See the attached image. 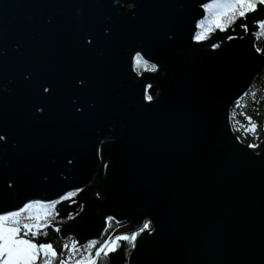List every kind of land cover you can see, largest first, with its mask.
<instances>
[{
    "label": "water",
    "instance_id": "obj_1",
    "mask_svg": "<svg viewBox=\"0 0 264 264\" xmlns=\"http://www.w3.org/2000/svg\"><path fill=\"white\" fill-rule=\"evenodd\" d=\"M199 4L0 0V183L18 181L0 208L78 187L56 206L64 240L99 239L108 216L128 223L108 239L149 219L129 264H264V147L230 125L264 55L248 34L216 51L194 44ZM137 50L159 69L138 75Z\"/></svg>",
    "mask_w": 264,
    "mask_h": 264
},
{
    "label": "snow or ice",
    "instance_id": "obj_2",
    "mask_svg": "<svg viewBox=\"0 0 264 264\" xmlns=\"http://www.w3.org/2000/svg\"><path fill=\"white\" fill-rule=\"evenodd\" d=\"M199 7L203 10L201 18L195 21V31L191 36L192 41L200 44L209 38V34L216 32L225 33L224 39L231 41L238 37L236 29L243 30L244 34L252 36L254 39L264 36V0H200ZM103 31L110 33V29L105 26ZM171 39V37H169ZM94 42L89 34L85 38V44L90 45ZM215 50L220 47L218 43L210 42L208 45ZM252 47L258 54L264 55V48L253 43ZM147 54L142 50H137L131 55L132 67L140 73L142 68L157 71L159 64L151 62L146 58ZM83 83V81H78ZM151 85L144 88L143 99L149 103L154 102L153 93L150 91ZM44 93L51 91L50 86L41 85ZM247 95V93H245ZM255 100V92L252 93ZM257 103L259 101H256ZM239 104V101H236ZM37 111H43L37 108ZM79 111V109H77ZM248 121L245 131L259 135L258 129L264 130V126L253 121L252 116L241 113ZM237 140L240 139L238 136ZM0 142H6V134L0 133ZM3 145L0 144V147ZM248 148L259 149L264 145H257L249 141ZM97 156L102 157V149L98 145L95 149ZM255 155L259 156L257 151ZM108 162L105 160L102 167L107 168ZM47 179V177H45ZM14 185L18 186V181L9 177L0 183V195L7 190H12ZM82 191L81 188H73L55 198H29L24 200L19 206L10 210L0 208V264H103L104 259L109 261L113 254L118 250L127 253L126 247L121 243L128 242L132 248L136 247V239L140 233L151 234L154 229L149 219H144L142 227L130 233H121L110 240L105 239L102 243L97 239H88L81 242L69 236V242L60 245L59 251L51 241H38L40 235H47V228L51 227L54 231L60 232L58 224L53 223L58 215L56 206ZM100 193H97L99 196ZM112 220V216L105 218ZM98 245V246H97ZM124 264H129L127 255Z\"/></svg>",
    "mask_w": 264,
    "mask_h": 264
},
{
    "label": "trees",
    "instance_id": "obj_3",
    "mask_svg": "<svg viewBox=\"0 0 264 264\" xmlns=\"http://www.w3.org/2000/svg\"><path fill=\"white\" fill-rule=\"evenodd\" d=\"M258 46L261 47L259 44ZM255 92V100L253 99L252 93ZM247 95L244 94L238 101L239 104L235 103L230 108V125L234 134L240 137V142L247 145L249 141L259 145L264 140V130L258 129L259 135L252 134L249 131H245L248 121L241 115L246 113L252 116L253 121L258 122L264 126V70L254 79L250 88L246 91ZM256 101H259L258 103ZM118 223L114 219L108 220L107 227L102 237L97 241L98 244L102 243L103 240L108 239L109 234L114 232L118 228ZM47 235H40L37 237L38 241H51L59 251L60 245L68 243L67 240H63L57 231H54L51 227L47 228ZM98 246V245H97ZM125 247L127 249V257L132 252L130 243L126 242ZM103 264H109L108 259L103 260Z\"/></svg>",
    "mask_w": 264,
    "mask_h": 264
},
{
    "label": "flooded vegetation",
    "instance_id": "obj_4",
    "mask_svg": "<svg viewBox=\"0 0 264 264\" xmlns=\"http://www.w3.org/2000/svg\"><path fill=\"white\" fill-rule=\"evenodd\" d=\"M239 31L243 33V30L239 29ZM223 34H225V33H223V32H219V31L217 30L216 32L209 34V38H208V40H206V41H204V42H202V43H200V44H197V43L194 42V41H192V42H193L194 44H197V45H203V46H202V50H205V51H216V50L221 49L225 44H227V43L233 41V40H231V41L225 40L224 37H223V38H217L219 35H223ZM246 35H247V34H244V33H243V35H241V37L243 38V37H245ZM237 36L240 37L239 35H237ZM251 38H252V40H253V42H254L255 44H257V45L260 44L261 47L264 45V36H260V37L257 38V39H254V38L251 36ZM237 39H238V38H237ZM237 39H234V40H237ZM210 42L218 43V44L220 45V47H219L218 49L213 50V49H211V48L208 46ZM146 72H147V73H153L154 71H152V70H150V69L142 68V69L140 70V73H139L138 75H141L142 73H146ZM75 196H77V193H76ZM119 223H121V222H119ZM142 224H143V222H142L140 225L135 226V228H134L133 230H131V231H136L138 228L142 227ZM127 225H128V223L119 224L118 227H119V228H122V227H126ZM131 231H129V232H127V233H130ZM141 234H142V233H140L139 235H141ZM139 235H138V236H139ZM138 236H137V237H138ZM124 243H125V242H124Z\"/></svg>",
    "mask_w": 264,
    "mask_h": 264
},
{
    "label": "bare ground",
    "instance_id": "obj_5",
    "mask_svg": "<svg viewBox=\"0 0 264 264\" xmlns=\"http://www.w3.org/2000/svg\"><path fill=\"white\" fill-rule=\"evenodd\" d=\"M69 219H72V217H70ZM57 223H64V221L59 220V221H57ZM60 228H61V226H60ZM58 233H59V232H58ZM103 233H104V232L101 233L100 238L102 237ZM59 235H60V234H59ZM116 235H117V234H116ZM116 235H114V236H116ZM69 236H71L72 238H75V236L69 234V235H67V236L65 237V240H67V239L69 238ZM109 236H110V234H109ZM109 236H108V237H109ZM60 237H61V236H60ZM100 238H99V239H100ZM62 239H63V238H62ZM94 239H97V241L99 240L98 238H94ZM63 240H64V239H63Z\"/></svg>",
    "mask_w": 264,
    "mask_h": 264
},
{
    "label": "rangeland",
    "instance_id": "obj_6",
    "mask_svg": "<svg viewBox=\"0 0 264 264\" xmlns=\"http://www.w3.org/2000/svg\"><path fill=\"white\" fill-rule=\"evenodd\" d=\"M238 100H239V99H238ZM235 103H236V102H235ZM235 103H234V104H235ZM75 197H76V196L74 195V196H72L70 199H73V198H75ZM53 222H57L56 219H55ZM113 237H114V236H113ZM109 240H110V239H109Z\"/></svg>",
    "mask_w": 264,
    "mask_h": 264
}]
</instances>
